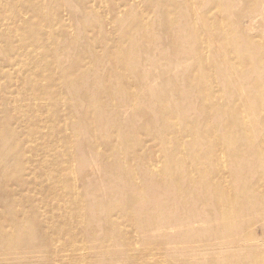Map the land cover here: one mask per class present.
Returning a JSON list of instances; mask_svg holds the SVG:
<instances>
[{
	"label": "rangeland",
	"instance_id": "1",
	"mask_svg": "<svg viewBox=\"0 0 264 264\" xmlns=\"http://www.w3.org/2000/svg\"><path fill=\"white\" fill-rule=\"evenodd\" d=\"M30 1H34L35 5L39 2V0ZM40 1H46L48 4V8L42 12L41 18L36 17L30 11H24L19 19L24 20L27 26H22V21L17 24L19 27H26L23 28L20 35L23 37L28 35L37 39L36 46L29 50L34 52L35 57L43 63L45 68H36L31 63L27 66L20 65L12 68L0 67V101L3 100L0 104V118H5V114L10 111L15 123L11 127L4 128H9L13 135L22 137V147L27 150L22 164L27 169L25 180L37 185L36 189H39V185H43V188L48 187L49 184L42 179L46 176L52 177V182L55 177L60 178L61 182H70L69 186L62 183H59L58 186L59 190L73 191L66 195L67 199L75 197L76 201L72 205L65 206L69 212H76L79 207L77 203H82L81 200L85 201L87 214L83 213L78 216L75 225L72 226L75 238L73 240L64 237L59 239L60 245L56 251L57 255L52 257V264H55L56 261L60 264H69V259L67 260L69 254H78L80 235L88 229L92 235L86 234V238H96L93 244L98 247V250L94 255H84L83 259L86 261L80 258L81 254H79L77 259L78 262H82L80 264H94L98 260H101L102 264H195L197 262H192L190 259L192 258L193 261L198 259L194 249L205 244L203 242L208 239L203 236L201 238L191 235L182 236L180 234L183 229H177L167 232L163 238L159 236V233H155L150 237L151 239L142 240L144 236L130 228L129 230L132 231L136 241L133 240V244L128 248L123 239H119V244L122 246L117 249L118 252H115L113 242L118 238L112 234H105L108 221H111L115 226L124 224L125 221V218L120 214L108 212V208L114 205L115 199L124 208V201L127 199V194L123 195L119 191L120 184H116L115 175L112 177V174L106 171L108 167L114 165V157L118 152L122 153V162L140 163L141 160L134 154H130L129 151L141 153L146 146L151 149V153L156 155L158 160V162H156L157 160L154 162L152 168L155 172L161 173L162 166L159 163L164 161L162 158L164 153L166 151L175 152V159L178 160L182 156L181 150L179 143L170 135L173 129L170 114L163 113L162 119L156 120L157 104L160 102L153 101L150 93L146 104L139 102L134 105L129 102L128 105L125 104L126 107H123V113L117 108L107 107V120L105 128L102 129L95 117L90 123L84 117L79 120L75 116L70 109L74 99L65 90L66 82L76 80L83 93L89 91L90 101L86 103L82 100V105L86 109L92 107L94 111H100L103 109L100 108L101 105H105L103 102L107 101L105 88L107 77L125 75L129 85L134 83L133 92H138L135 87L138 79L140 81V77L135 70L139 64V62H135L136 57H141L144 65L142 68L146 69L145 74L148 78H155L156 85L155 83L153 85L158 87L160 94L171 100L175 95H172L173 87L168 85L170 82L166 79L168 73L164 69L167 63L165 55L172 58L176 55L175 52H180L183 48L187 51L201 49V57L193 54L190 56L180 55L181 59L187 57L186 66L188 67L178 77L173 76L172 79L177 80L181 88L186 87L190 92L205 89L206 96L213 97L216 104L210 105L206 109L203 108L204 111L201 109L192 111L201 113L202 118L198 123H195L193 118L188 117L189 126L179 121L178 117L173 118L178 120L179 129L183 131L184 128H188L189 132L186 134L189 135L187 136L201 128L200 130L211 135L213 140H220L222 152L226 155L218 157V161L228 163L230 160H235L234 153L236 151L240 152L239 158L246 163L241 176L248 177L251 184L258 187L252 193L256 194L257 203L261 205L257 209L261 212L264 211V67L260 63L261 57L264 55L263 0H52V6H50L51 0ZM17 12H4L0 8V50L6 49L10 44L16 46L20 43L17 39H13L7 31L9 28L15 27L12 17ZM242 18L244 20L254 19L253 27L246 30L245 33L232 30L240 25L239 21ZM202 19L205 20V23ZM141 20L147 24L149 31L160 36L159 42L153 41L151 45L146 43L142 38L144 31L138 29L136 38L133 35L124 38L127 29L136 27L137 25L133 24L139 23ZM37 25L38 33L35 32ZM191 33L193 36L190 38ZM224 37L229 41L226 39L224 41ZM181 39L183 40L180 42ZM230 40H234L240 49L227 48ZM216 41L219 42L214 45L216 47L212 46L211 43L214 44ZM19 46L26 47L24 42ZM66 48L70 50L72 56L63 60L64 58L59 54L63 51L62 49ZM120 48L124 49L125 57L130 59L128 69L119 65L117 62L119 56L115 57L116 51ZM83 51L89 52V54L82 55ZM214 51H220V54L214 57L211 54ZM99 55L108 58L101 62L98 61ZM6 58L5 54L0 55V60L6 61ZM152 58L158 62L157 65L153 64ZM207 59L212 61H207ZM203 60L205 62L202 68L194 67ZM57 63H62L63 68L60 69L62 73L71 67L75 74L74 78L70 75L68 79L62 78V74L57 70ZM97 64L99 65L97 66ZM150 65L153 67L147 71L151 67ZM26 67H29V70ZM111 69L112 72H110ZM228 69L233 70V73L226 72ZM7 73L9 76L6 75ZM260 75L263 79L257 81V77ZM50 76H52V84L49 82ZM141 77H145L144 72ZM27 79L30 81L27 82ZM246 80L259 84L262 88L251 91L245 86ZM99 81L103 82L102 87L98 85ZM197 84H200V87H197ZM22 85L24 88L22 93L33 87L41 90L42 94L33 100H26V102L23 100L21 105L11 104L13 99L19 101L24 99V95L21 96L22 98L18 97L16 88ZM229 87L234 89L235 98ZM121 90H124L123 87L114 86L111 92L116 94ZM177 96L174 98L188 99L193 103L198 101L194 95L185 98L182 89L179 90ZM120 99H125V95ZM201 99L205 100L203 96ZM234 103L241 105L249 113L250 121L247 126L230 127V115L234 116L236 112ZM32 105L36 106L34 111H30ZM171 109L178 111L176 107ZM240 112L243 113L242 110ZM241 116L243 115L241 114ZM37 117H40L39 121H36ZM35 122L39 126L33 127ZM73 124L77 125L76 131L72 130ZM4 128H0V131H5ZM174 131L177 129L174 128ZM128 139L129 141L126 142ZM90 144L97 148L89 149L88 145ZM112 144L114 147L110 149ZM14 157V155H9L6 160H15ZM14 160L10 162V165L14 163ZM115 162L118 163V157ZM14 164L16 165V163ZM35 177L38 179L35 180ZM245 185V182L240 181L237 187L242 189ZM56 191L52 192V222L59 227L65 222L63 216L65 212L61 214L60 211H56L58 199L54 200V198L59 195L60 199L63 193ZM38 192L39 190L33 192L31 196H37V202L38 200L41 202L42 197L38 195ZM154 193H156L157 199H155ZM140 194L150 198L154 197V201L152 208H150L149 200L146 201L144 206L148 209L137 202L135 205L131 204L129 210L133 214L134 225L138 223L137 220L135 221V215L142 207L144 211L141 212L146 213L149 208L150 210L157 209V203L160 201L166 205L167 217L170 218L169 224L172 226L179 224L176 217L177 210L173 209V199L167 198L166 193L165 199L158 191L150 193L147 189ZM256 196L250 200H254ZM90 204L96 205L95 208L104 205L98 208L101 211L96 210L100 214L95 215V223L91 222V219L94 220V213H88ZM44 206L43 202L39 203V207L44 209ZM261 214L262 218L256 221L254 227L251 226V230L254 231L252 233L256 234L253 238H248L244 232H241L227 236L223 240L209 239L212 244L232 243L231 241L234 244L239 243L230 246L229 255L222 260L215 257L216 250H211V255H208L210 258L207 255L204 256L207 257L204 258L207 259L206 262L209 261L212 264H257L256 259L263 261L264 251L258 253L256 246L260 238L264 240V237H261L264 236V212ZM217 223L220 225L222 222ZM126 224L129 226L131 223ZM169 224L168 226H170ZM212 225L218 227L216 223ZM224 236L226 235H221V238ZM246 243L250 244L245 245ZM188 246L191 247L190 249L194 248L192 251L195 252L186 248ZM183 252H189V254H183ZM120 253H128V255L125 257ZM192 254L194 255L191 256ZM200 259V261L204 260ZM185 260L187 261L185 262Z\"/></svg>",
	"mask_w": 264,
	"mask_h": 264
},
{
	"label": "bare ground",
	"instance_id": "2",
	"mask_svg": "<svg viewBox=\"0 0 264 264\" xmlns=\"http://www.w3.org/2000/svg\"><path fill=\"white\" fill-rule=\"evenodd\" d=\"M23 1L24 0H0V8L4 12L18 11L12 17L13 18L12 23L15 27H11L7 31H9L8 34H10L13 39H17L18 43L20 42L16 46H14V44H10L6 49L0 50V55H2L3 53L7 57L6 61L0 60V67L12 68V67H18L20 65L27 66L29 65V63H31L36 68H45L43 66V63H41L37 59V57H35L34 52L32 53L29 50V48L36 46L35 43L37 42V39L28 35H26L25 37L20 35L23 28L26 27H19L17 23L22 21V26H27V23L24 22V20L19 19L20 16H22V14L24 13V11H30L36 17L41 18L42 12L44 10H47L48 4L46 3V1H40V0L39 2L36 3V5L34 4V1H30V0H26L25 2ZM50 6H52V0ZM263 8L264 7H262V9ZM140 18L142 17L140 16ZM242 19L239 21L240 25L238 27L232 28V30H237L240 33H245L246 30L248 31V29H251V27H253L254 19H249V20H244V19L242 20ZM202 20L203 23H205V20L204 19ZM133 25L134 26L137 25V26L130 27L129 29H127L124 38L126 37L128 38L129 36L132 35L136 38L137 37L136 31L138 29L139 31H144L142 38L145 40L146 43L150 45L153 44V41L154 42L156 41L157 43L159 42V40H161L160 36L155 34L153 31L148 30L149 28L147 27V24L142 20L139 23H134ZM38 31L39 28L37 25L35 32L38 33ZM145 33H149V34H145ZM192 36L193 34L191 33L189 37L191 38ZM225 39L229 41L226 37L223 38L224 41H226ZM182 40L183 39H181L180 42ZM218 41H216L214 44L212 42L211 45L214 46L215 44H218L219 43ZM23 42L26 47L19 46L21 45V43L23 44ZM229 47L237 50L240 49L234 40H230V43L227 48ZM62 50L63 51H61V54H59V56L62 55L61 57L64 58L63 60L71 58L72 55L70 50H68L67 48ZM123 50L124 49L121 48L118 49V51H116L115 53V57L119 56L120 57L119 61L117 60L119 65L124 67V69L126 68L128 69V66L130 65L129 63L130 59L125 57V55L123 54L124 52ZM81 54L87 55L89 54V52L83 51ZM175 54L176 55L172 58H169L168 56L165 55L166 57L165 60L167 61V63L164 66L166 73H168L166 79L170 82L168 85H171V87H173L172 95L173 96L175 95L174 97H178L177 93L179 92L180 89H182L185 98L186 97L189 98L190 95H194V97L200 102L197 101L196 103H193L192 101L189 102L188 99L182 100L174 97L171 98L170 100L168 99V97L161 95L160 94L161 92L159 91L158 87L153 85V83L156 82L155 78L152 77L148 78V76L145 74L146 69H143L144 65L142 64L143 61L141 60V57L135 58V62H139V64L135 68L137 75L140 77V81L137 77L138 83L135 87L138 92L137 91H136L137 93L133 92L134 83H131V85H129L130 83L127 82L125 75H116L112 77H107L106 78L107 86H105L107 101L105 100L103 102V104L105 105H101L102 107L100 108L103 109H101L100 111L96 112L92 107L86 109L82 105L81 103L82 100L83 102L85 101L86 103L90 101V96H89L90 92L86 91L83 93L82 89H79V85L76 80L74 81L67 80L68 81L66 82L67 88H65V90H67L66 92H69L71 94L72 99H74L72 100L73 103H71L70 109L75 114V116L79 120H82L84 117L90 123L93 121V118L95 117V119L98 120V123L101 124L102 129L105 128V124L107 120V112H108L107 107L110 106L113 108H117L121 113H123L124 112L123 107H126L125 104L128 105L129 102L134 103V105H137V103L139 102H144L146 104L148 102L149 93L151 94V98L153 101L154 100L159 101L161 104V105L159 103L157 104L158 110L157 113L155 114L156 120L162 119L163 113L170 114V118L172 119L171 123L173 129L170 135L173 136V138L176 139V141L179 143V149L181 150L182 156L178 160H176L175 152L166 151L162 156L164 161L159 163L162 166L161 173L155 172L154 169L152 168V165H154V162L157 160V157L156 155L151 153V149H148L146 146L141 153L133 152L131 150L129 151L130 154H134L135 157L141 160L140 163L122 162L123 161L121 156L122 153L120 151L116 156L111 154L112 156H115L114 165L108 167L106 171L109 174H112V177L113 175H115L114 180H116V184L118 183L120 184L119 191L123 193V195L127 194L126 195L127 199L124 201L125 208L119 205L118 204L119 202L116 199L114 200V205H111V207L108 208L109 210L108 212L120 214L123 218H125L124 224L115 226L112 225L111 221H108L106 225L107 230L105 231L106 233L105 232L104 233L108 235L112 234V236L115 235V237L118 238V240H115L113 242V247L115 249V252H118L117 249L122 246L121 244H119L120 241L119 239H123V241L126 243L125 244L126 247L128 248L133 244V240L136 241V239L133 238L132 231L129 230L130 228L134 232L135 230L137 232H140V234L144 236V239L142 238V240H147L155 233L156 234L159 233V236L163 238V236L166 235L167 232H171L173 230L176 231L177 229H183V232L180 234L182 236L191 235V236H196L197 238H201L202 236L208 238L206 242L202 241L203 243H205L202 246H199L197 249L192 248L196 250V252L192 251V249H190L191 248L190 246L186 247L190 249L192 252H195L196 253L195 256L196 258H198V259L194 258L196 259V261H193L192 258H190L191 261L197 262L195 264H212L209 261L206 262L207 259H204L209 257L208 255H211L210 253L211 250L212 251L216 250L217 253L215 252V257L218 260H222L227 255H229L228 253L229 247L234 246L239 242H236L235 244L233 243V241H231L232 243L218 242L212 244V242H210L209 239L223 240L227 236L235 235L241 232H244L248 238L255 237L256 234H253L252 232L254 231H252L251 229L252 227L255 226L256 221L262 218L261 213H263L264 211L261 212L257 209L258 206L261 205L257 203L256 194L252 193L258 187H256L255 185L253 186L251 184V181H249L248 177L241 176L242 171L246 167V163L241 158H239L240 155L239 151H236L234 153V156L236 157L235 160H230L228 163L218 161L217 159L218 157H221L222 155H226L225 153L222 152L223 148L221 147L222 142L220 140H213L211 135H208L206 132L200 130L201 128H198L196 131H194V134L190 135L191 137L187 136L189 134H186L187 132H189L188 128L183 129L185 133L181 129H179V124H177L178 120L173 117H178L179 121H182L183 124L189 126L190 123L187 121L188 117L193 118L195 123H198L202 118L201 113L199 112L193 113L192 111L197 109H199L198 111H200V109L204 111L203 108L206 109L210 105H215L216 103L213 97L206 96L207 94L205 92V89H199L198 91L190 92L186 89V87L181 88L177 80L172 79L173 76L178 77V75L183 70H185L186 67H188L186 66L187 57L185 59H181L180 55L185 54L190 56L191 54H193V55H200L201 57L202 55L201 49L198 51H194V50L187 51L183 48V50H181L180 52L179 51L175 52ZM211 54L212 56L216 57L220 54V51H214ZM100 56L101 55H99L98 61L101 62L106 60V58H108V57H100ZM152 61L154 65L158 64L157 61L155 62L154 58H152ZM207 61H212V60L207 59ZM204 62L205 61L203 60L194 67L202 68ZM260 63L264 67V55L261 57ZM98 65L99 64H97V66ZM188 65L190 66V64ZM56 66L58 67L57 70L59 71L60 69L63 68L62 63H57ZM150 66L151 67L148 68L147 71L152 69L153 65ZM26 68L27 70H29V67ZM110 72H112V69L110 70ZM143 72L145 77H141ZM226 72L231 74L233 73V70L228 69ZM8 73L6 74L7 76H9ZM60 73L62 74V78L64 79H68L69 75L72 78H74L75 75L72 72L71 67L67 70H64L63 73L60 71ZM30 79H27L28 80L27 82H29ZM262 79L263 77L261 75L257 77V81H261ZM49 82H51L52 84V76L49 77ZM102 83H103L102 81H99L98 85H101L102 87L103 85ZM23 85L21 87L17 86L16 88L18 91L17 92L18 97L24 95V99L22 97L20 101L17 99L16 100L13 99L10 102L11 104L21 105L23 100L25 102L26 100L28 101L33 100L37 97H40L39 95L42 94L41 90L33 87L30 88L25 93H22L21 91L24 90ZM114 86L123 87L124 90H121L116 94H113L111 90ZM196 86L200 87V84H197ZM245 86L247 89H250L251 91H257L262 88L261 85L254 84L247 80L245 81ZM229 90L231 91V93L235 98L236 94L234 93V89L229 87ZM123 95H125V99L122 100L120 98ZM202 96L205 100L201 99ZM1 101L3 102V100ZM172 107H176L178 111L172 110L171 109ZM234 107H235L234 110H236V112L234 116L230 115L229 118L230 127L235 128L238 126H247L248 122L250 121L249 113L241 105L237 103H234ZM34 108H36L35 105L30 106V111H34ZM240 110H242L244 114L240 112ZM174 114L179 116H176ZM241 114L243 116H241ZM39 120L40 117H37L36 121ZM13 123L15 122L12 118L10 111H8L5 114V118L3 119L0 118V128H4L7 126L11 127ZM35 126H39V125L36 124L35 122L33 124V127ZM72 126H73L72 130L76 131L75 128L77 127V125L73 124ZM174 128H176L177 131H174ZM187 137L190 138L187 139ZM21 139L22 137L13 135L9 128H7L5 131L4 130L0 131V264H52V257L54 255H57L56 251L58 249V245H60V242H58L59 239L64 237L73 240V238H75V234L72 231V226L75 225L78 216L83 215V213L87 214L85 201L81 200L82 203H77V206L79 207L76 212L73 213L69 212L67 209H65V206L67 207V205H72L74 202L76 203V201H75V197L67 199L66 195L68 193H72L73 191L72 190L62 191L58 189V186L59 183H62L65 186H69L71 185L70 182H61V179L57 177H55L54 182H52V177L46 176L42 179H44V181H46L49 184L48 187L43 188V185H39V189H36L38 187L37 185L32 184L28 180H25L24 176L27 169H25V167L22 164L26 156L25 154L27 150L23 149ZM128 141L129 139L126 142ZM88 147L89 149L97 148L96 146H93L91 144L88 145ZM113 147L114 145L112 144L110 149H113ZM112 152L113 154H115L113 150ZM9 155L15 156L14 157L15 160L14 159L13 160L14 163H16V165L14 163L10 165V162H12L13 160L11 161L6 160V158H9ZM116 157H118L117 164L115 162ZM196 160L198 162H195ZM156 162H158V160ZM91 171L93 172L92 169ZM36 179L38 178L35 177V180ZM240 181L246 183L245 187L242 189L237 187ZM147 189L150 193L155 191L161 192L163 198L165 197V193H166L167 198L173 199L174 202L173 209L177 210L176 217L179 223L178 225L172 226V224H169L170 218L167 217L168 212L166 210V205L164 204V202L160 203L161 202L160 201L159 203H157L158 204L157 209L150 210V208H152L154 201L153 199L156 193H154V197L152 198L140 194L146 191ZM17 190L19 191L17 192ZM38 190H39L38 195L42 197L41 202H43V205H45L44 209L39 207V203L41 204V202L39 200H38L39 203L37 202V198H36L37 196H31L33 192ZM56 190L63 192L62 197L60 199H59V195H56L54 198V200L58 199V203H57L58 208H56V211H60L61 214L65 212L63 214L65 218V222L62 225H59V227H57L56 224L52 222V192ZM255 196L256 198L254 200H250L252 197ZM157 198L155 197V199ZM147 200H149L148 202L149 205H151V207L149 208V210L146 211V213H142L144 211L142 206L145 205ZM136 202L142 205V206L139 205V207L141 206L142 209H140L136 213L135 221L137 220L138 223L134 225V221H133L134 217L132 212H130L129 207L131 206V204L135 205ZM101 206L104 205H99L97 207L99 208ZM95 207L96 205L92 206V204H90L89 212H88V213L91 212L94 213L93 214L94 220L91 219V222L93 223H95L96 221L95 215L100 214L98 211L96 212V210L99 209ZM99 211H101V209ZM217 222H222V223L219 225ZM126 223L128 224L131 223V224L128 226ZM214 223H216L218 227H214L215 225L214 226L212 225ZM168 224L170 226H168ZM89 233L90 230L88 229L85 231L84 234L80 235L81 241L78 242V240H75V242L80 243V246L78 249V254H69V258H67V260L69 259V264L82 263L81 261L78 262L77 256L79 254H81L82 257L80 256V258L82 259L84 258L83 256L86 254L88 255L96 254L98 247H96L93 244L96 241V238L91 239L88 236L89 238L87 239L86 237ZM90 234L92 235V233ZM221 235H226V236L221 238ZM150 239L149 241H151ZM242 242H244V240ZM250 243H246L245 245ZM256 246L258 249V253L259 251H264V240L260 238ZM186 248L185 250H187ZM174 249H178V248H174ZM64 250L66 251V249ZM89 251L92 252L90 253ZM185 253L189 254V252H183V254ZM120 254L125 255V257L128 255V253H120ZM194 254H192L191 256H193ZM206 255L207 257H204ZM200 258H203L204 260L202 259L203 261H200L201 260ZM190 259L187 260L189 261ZM125 260L127 261L126 258ZM187 260H185V262ZM100 261L98 260V262H94V264H102V262ZM255 261L257 264H264V260L262 261L261 259H256ZM55 264H60V263L56 261Z\"/></svg>",
	"mask_w": 264,
	"mask_h": 264
}]
</instances>
